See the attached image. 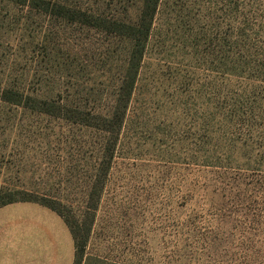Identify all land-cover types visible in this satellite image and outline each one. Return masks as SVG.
Segmentation results:
<instances>
[{"label":"rangeland","instance_id":"rangeland-1","mask_svg":"<svg viewBox=\"0 0 264 264\" xmlns=\"http://www.w3.org/2000/svg\"><path fill=\"white\" fill-rule=\"evenodd\" d=\"M53 5L129 23L144 7L0 0L19 100L0 99V194L87 233L80 264H264V0H158L144 37Z\"/></svg>","mask_w":264,"mask_h":264},{"label":"crops","instance_id":"crops-1","mask_svg":"<svg viewBox=\"0 0 264 264\" xmlns=\"http://www.w3.org/2000/svg\"><path fill=\"white\" fill-rule=\"evenodd\" d=\"M72 243L67 225L48 207L31 201L0 207V264H71Z\"/></svg>","mask_w":264,"mask_h":264},{"label":"trees","instance_id":"trees-1","mask_svg":"<svg viewBox=\"0 0 264 264\" xmlns=\"http://www.w3.org/2000/svg\"><path fill=\"white\" fill-rule=\"evenodd\" d=\"M143 3H144L143 9L138 14L137 19L133 23L126 22L125 20L115 18L113 16H108L107 14H103L100 12L86 11V10H82L81 8L75 9V8H71V7L63 6V5H53V6H57L59 9H65L66 11H69L71 13L70 14L71 19L74 17L73 15L75 14L78 15L79 18H77V21L87 25L88 27L100 28V29L109 28L113 30L119 28L124 33L133 35V36L138 35L137 32L140 33L142 31L143 32L142 37H144L146 36V32L148 31L150 27L158 0H143ZM49 4L50 3L48 2V5ZM10 92H11L10 90L4 89V87L0 86V99L4 101H9L12 103L18 102L19 100L12 97L11 95L13 94H11ZM122 111H123L122 109H115L113 112H110L109 114H100V116L102 117V120H104L105 122H107L106 120H108L109 118H112V119L114 118L115 120L114 126L119 128L122 122ZM104 129L105 128H103V130ZM106 130L108 129H105V131ZM18 191L19 190L6 189L5 192L1 193L0 194V207L5 204L17 202V201H31V202L39 203L55 211L63 219V221L65 222V224L67 225L71 233L73 245L75 249L73 264H80V249H81L82 241L85 240L87 233L85 237H82V235L78 233V231L73 226V224L69 221V219L51 204L46 203L44 201H40L36 198H30V197L17 198L15 194L18 193Z\"/></svg>","mask_w":264,"mask_h":264}]
</instances>
